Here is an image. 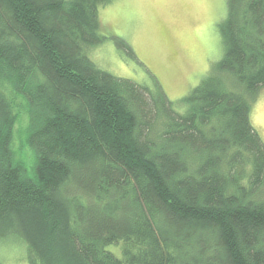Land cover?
Returning <instances> with one entry per match:
<instances>
[{
  "label": "trees",
  "instance_id": "trees-1",
  "mask_svg": "<svg viewBox=\"0 0 264 264\" xmlns=\"http://www.w3.org/2000/svg\"><path fill=\"white\" fill-rule=\"evenodd\" d=\"M109 1L0 0V239L29 264H264V0H225L175 100L89 59Z\"/></svg>",
  "mask_w": 264,
  "mask_h": 264
},
{
  "label": "rangeland",
  "instance_id": "rangeland-1",
  "mask_svg": "<svg viewBox=\"0 0 264 264\" xmlns=\"http://www.w3.org/2000/svg\"><path fill=\"white\" fill-rule=\"evenodd\" d=\"M225 13V0H110L97 12L103 38L86 54L117 77L154 92L157 81L170 100L179 99L221 57L217 25ZM249 118L264 142V86L251 104ZM24 120L21 114L15 125V146ZM21 148L29 159L30 149L25 143ZM0 262L29 264L25 244L13 236L0 239Z\"/></svg>",
  "mask_w": 264,
  "mask_h": 264
}]
</instances>
